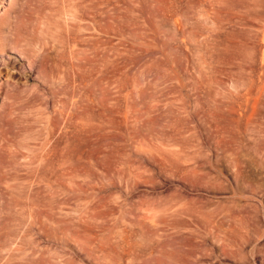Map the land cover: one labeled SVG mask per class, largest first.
<instances>
[{"label": "rangeland", "instance_id": "obj_1", "mask_svg": "<svg viewBox=\"0 0 264 264\" xmlns=\"http://www.w3.org/2000/svg\"><path fill=\"white\" fill-rule=\"evenodd\" d=\"M19 16L75 70L0 52V264H264V0H0L2 42Z\"/></svg>", "mask_w": 264, "mask_h": 264}, {"label": "bare ground", "instance_id": "obj_2", "mask_svg": "<svg viewBox=\"0 0 264 264\" xmlns=\"http://www.w3.org/2000/svg\"><path fill=\"white\" fill-rule=\"evenodd\" d=\"M4 27L5 24L1 17L0 18V52L1 53L2 51H4V49L7 46L11 47L14 50H18L20 54L23 55L27 60L30 70L37 69L39 74H44L46 70H48L47 65L50 60L52 61V63H54V65H53V69L48 70L49 73H53L54 68L59 69L61 65L57 62V58L60 60V58L63 57L64 49L67 46H69L71 47L69 48V50H71L72 58H73V62L71 63L70 67L72 71L75 70V57H74L75 49L72 48L75 44V39L73 38V35L70 33L71 32L70 26L67 27V33L66 32L63 33L62 31L58 30V28L55 27L47 17H44L43 19H41L38 26L35 27V29H33L30 33L29 27L27 26L26 23L20 21V16H19L18 20L14 22V25L9 26L10 29L9 35L11 36L10 41L2 42L1 37L2 34H4ZM50 51H54L56 57H53ZM50 158L53 160V162L55 160L59 161V157L56 154H53V156ZM50 158H48L46 152H44L40 156V160L44 161L45 163H47L48 159Z\"/></svg>", "mask_w": 264, "mask_h": 264}]
</instances>
